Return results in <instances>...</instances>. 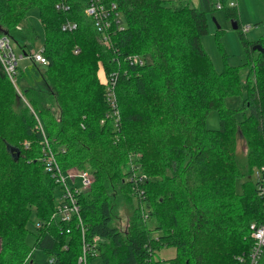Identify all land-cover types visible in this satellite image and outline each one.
<instances>
[{
	"label": "trees",
	"instance_id": "16d2710c",
	"mask_svg": "<svg viewBox=\"0 0 264 264\" xmlns=\"http://www.w3.org/2000/svg\"><path fill=\"white\" fill-rule=\"evenodd\" d=\"M57 1L0 0V34L23 54L39 36L23 23L37 7L48 60L33 61L39 76L22 95L0 64V264H35L29 231L34 247L49 253L42 264H76L80 251L76 226L66 232L61 219L48 221L60 186L40 159L38 121L60 164L89 174L77 195L87 238L99 240L91 264H165L155 255L168 244L176 252L167 264H245L249 224L264 221V37L248 40L237 8L220 0L246 61L218 71L201 44L218 0H113L122 28L112 25L110 45L84 12L86 0H64L65 9ZM66 19L77 27L63 30ZM135 52L142 65L123 61ZM118 67L127 72L117 81L115 126L104 88ZM232 93L240 95L237 106L225 102ZM210 109L218 111L215 128L205 122ZM120 201L129 212L123 227L115 222ZM32 210L42 222L34 230ZM256 264H264V246Z\"/></svg>",
	"mask_w": 264,
	"mask_h": 264
},
{
	"label": "built area",
	"instance_id": "2783aa9c",
	"mask_svg": "<svg viewBox=\"0 0 264 264\" xmlns=\"http://www.w3.org/2000/svg\"><path fill=\"white\" fill-rule=\"evenodd\" d=\"M56 7L65 9L67 7L64 0H58ZM229 5H235L236 0H229ZM222 2L218 0L216 2L217 7H222ZM84 12L88 15L96 29L101 34L102 40L106 45H110V37L112 33V25L116 24L122 28L121 11L117 6V3L113 0H86ZM77 27V22L66 19L61 24L63 30H73ZM249 25L242 27V30H246ZM13 40L6 34H0V64L4 69L7 76L13 82L17 89L18 85L15 81L14 74L17 71L18 56L12 46ZM31 61L38 63H47V57L45 56L42 47L37 51H30L27 54ZM20 57L22 54L19 55ZM124 62L134 65H142L144 58L139 53H128L122 57ZM120 70L123 73L127 72L126 68L118 67L108 72L105 79V98L109 106L108 116L112 117L114 125H118L120 118L119 108L116 98V86L119 78ZM104 119H101L103 122ZM40 130L43 132V139L41 144L42 154L40 159L43 167L54 180L60 186V194L58 196V204L56 209L52 212L51 219H61L66 224V232H70L72 225L76 226L80 233L81 243L80 251L76 258V264H91L90 259L93 256H97L99 240L94 237L93 240L87 238V225L81 215L80 204L78 201V192L80 188L85 186L89 182V174L85 170H79L75 172L73 168H64L56 155L53 146L50 143L49 138L45 135L41 123L38 121ZM258 176V172L256 173ZM80 180V185H77L76 179ZM42 222H38L37 226H40ZM250 236L253 240L251 249L248 253L245 264H256L258 257L263 250L264 246V221L262 222H251L249 224ZM243 259V258H241ZM150 257H146V261H149Z\"/></svg>",
	"mask_w": 264,
	"mask_h": 264
},
{
	"label": "rangeland",
	"instance_id": "374dc122",
	"mask_svg": "<svg viewBox=\"0 0 264 264\" xmlns=\"http://www.w3.org/2000/svg\"><path fill=\"white\" fill-rule=\"evenodd\" d=\"M227 1L229 0H225V5H227ZM167 2L171 5L181 3L198 5V0H167ZM234 6L238 11V19L241 26L240 30L242 31L243 26L249 25V27L244 30V36L248 40L264 37V0H236V5ZM215 7L216 9H213L211 12L207 13V33L201 36V44L209 55L213 67L220 71L226 64H241L245 62L246 54L241 44L238 30L232 27V19L230 17H226L224 13L227 8L217 7L216 3ZM24 21H30L33 23L39 35L36 39L30 41L26 48L30 49V51H37L43 45L44 32L36 6L29 7L24 17L23 23ZM12 46L18 56L17 71L14 74V77L17 85H19L18 91L22 95V88L30 82L33 83L38 79V69L41 67V65L33 63V61H31L28 56L24 55L22 48L16 42H12ZM149 49L150 48L146 46V48L141 49V51L146 52L145 54L148 56ZM256 51L258 50H255L254 55L256 54ZM20 54H22L21 57L19 56ZM245 67L246 66L242 67V76H244L246 71ZM99 74L101 79H103V73L100 71ZM225 102L228 105L237 106L241 102L240 95L236 93L228 94L225 96ZM205 122L208 127H217L219 124L218 111L216 109L208 110L205 117ZM241 144L242 140H238L239 149ZM71 168H73L75 172L79 171L75 166H72ZM135 171L136 173L140 172L138 168H136ZM252 176L255 178V172H253ZM76 182L77 185H80V180L78 178L76 179ZM240 183V179L236 180L235 186L237 189L240 188ZM58 191L60 192V189H58ZM59 192L58 194H60ZM117 212V219H115V222L123 227L126 224L127 216L129 214L128 208L123 201H120V203L117 205ZM50 220L51 217L48 221ZM39 221L40 220L38 219L36 220L35 212L32 210L27 221L28 228L30 230H34L35 227H37V223ZM26 240L32 246L31 253L35 264H42L44 261L48 260L49 253L47 251L34 247V235L31 231L27 233ZM175 252V246L168 244L161 247L157 251L155 257L159 258L160 260H165V264H167L166 260L172 257Z\"/></svg>",
	"mask_w": 264,
	"mask_h": 264
},
{
	"label": "water",
	"instance_id": "95a60500",
	"mask_svg": "<svg viewBox=\"0 0 264 264\" xmlns=\"http://www.w3.org/2000/svg\"><path fill=\"white\" fill-rule=\"evenodd\" d=\"M231 23H232V27L237 28V24H236V21L235 20L232 19L231 20ZM253 48H256V49H259V50H262L263 49V47L261 46L260 43L254 44L253 45Z\"/></svg>",
	"mask_w": 264,
	"mask_h": 264
}]
</instances>
